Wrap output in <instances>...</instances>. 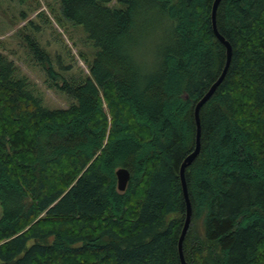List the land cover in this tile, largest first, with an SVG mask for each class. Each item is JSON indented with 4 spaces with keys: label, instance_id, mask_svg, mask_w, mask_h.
I'll list each match as a JSON object with an SVG mask.
<instances>
[{
    "label": "trees",
    "instance_id": "16d2710c",
    "mask_svg": "<svg viewBox=\"0 0 264 264\" xmlns=\"http://www.w3.org/2000/svg\"><path fill=\"white\" fill-rule=\"evenodd\" d=\"M113 1L61 0L97 49L82 81L58 82L32 46L74 101L67 109L45 107L0 55V264H181L179 170L195 146V105L226 62L214 0ZM217 27L233 57L186 171L184 257L264 264V0H222Z\"/></svg>",
    "mask_w": 264,
    "mask_h": 264
},
{
    "label": "rangeland",
    "instance_id": "374dc122",
    "mask_svg": "<svg viewBox=\"0 0 264 264\" xmlns=\"http://www.w3.org/2000/svg\"><path fill=\"white\" fill-rule=\"evenodd\" d=\"M111 6L120 8L119 0ZM34 43L49 55L60 83L85 79L97 52L83 26L63 18L61 0H0V55L14 63L19 77L29 80L45 107L69 108L74 101L53 87V79L35 57ZM197 229L202 231L201 222Z\"/></svg>",
    "mask_w": 264,
    "mask_h": 264
},
{
    "label": "water",
    "instance_id": "95a60500",
    "mask_svg": "<svg viewBox=\"0 0 264 264\" xmlns=\"http://www.w3.org/2000/svg\"><path fill=\"white\" fill-rule=\"evenodd\" d=\"M221 1L222 0H214L213 6H212L211 19H212V27H213L214 34L217 40L226 49V62H225L224 68L219 78L212 84V86L207 91V93L195 105V108H194V119H195V126H196L195 146H194V150L183 160L180 166V170H179L182 192H183V196H184V200L186 204V220H185V223H184V226L181 232V236L179 239V244H178L181 264H187L186 259L184 257L183 244H184L186 235L190 229L191 222H192V216H193V207H192V202H191L188 184L186 180V171L195 162V160L197 159V157L199 156L201 152V147H202L201 110L211 100V98L214 96L219 86L223 83L229 71V68L231 66L232 57H233L232 45L223 35L220 34L218 27H217V11H218ZM116 177H117L118 191L125 192L131 180V173L129 172V170L125 168H120L116 171Z\"/></svg>",
    "mask_w": 264,
    "mask_h": 264
}]
</instances>
